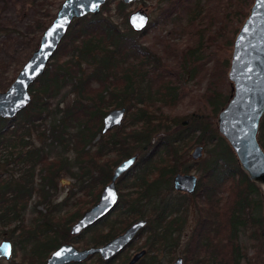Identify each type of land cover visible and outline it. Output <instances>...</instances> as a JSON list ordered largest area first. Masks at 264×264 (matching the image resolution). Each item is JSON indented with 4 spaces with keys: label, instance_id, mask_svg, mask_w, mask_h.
I'll list each match as a JSON object with an SVG mask.
<instances>
[{
    "label": "trees",
    "instance_id": "trees-1",
    "mask_svg": "<svg viewBox=\"0 0 264 264\" xmlns=\"http://www.w3.org/2000/svg\"><path fill=\"white\" fill-rule=\"evenodd\" d=\"M165 1L167 5L160 14L163 26L180 23L184 14L188 25L196 30L195 44L181 50L177 62L170 64L141 41L149 29L160 28L159 22H150L144 31L136 32L128 23L129 4L108 0L98 14L72 23L45 73L31 85L30 104L13 119L0 117V236L10 229L11 237L18 233L24 248L29 246L21 261L12 259L9 264H46L50 254L66 243L86 241L85 248L104 245L140 219H146L147 225L138 236L149 233V250L137 263L158 264L157 255L151 252L161 249L172 255L177 250L190 198L199 220L185 249L184 264H251L249 249L259 246L263 250L264 193L241 168L217 122L234 90L227 94L218 91L217 81L208 87L202 101L209 107V114L173 116L160 107L175 105L186 94L185 77L199 74L197 65L205 56L214 60L216 76L227 73L230 58L225 48L231 49L235 43L254 1L219 0L222 19L207 35L201 32L206 27L199 22L205 18L201 16L205 0ZM50 17L39 21L40 31L55 18L54 14ZM33 40L39 45V35ZM68 88L76 97L70 105L61 107L55 101ZM114 108L134 114L136 127L132 126L130 132L124 130L125 125L116 127V132L101 143L106 136L104 117ZM32 137L49 141L48 147H62L63 154L51 157L45 145H36ZM258 139L264 148V115ZM196 143L202 144L210 156L205 171L198 177L194 192L177 191L174 177L191 171L189 150ZM103 149L118 150L122 159L133 155L138 159L118 179L120 199L114 210L74 236L71 226L87 209L77 208L68 217V211L62 217L57 212L62 205L81 203L82 191L92 198L87 201L90 205L99 201L102 187L111 181L113 166L108 159L103 160ZM64 174L78 181L80 189L72 188L70 196L55 203ZM131 177L132 188L123 193L122 185ZM224 186L230 193L220 196L218 191ZM174 190L182 195L167 197ZM232 193L236 201L229 204L222 219L223 198L228 201ZM33 201V216L28 223ZM118 210L125 217L109 221ZM88 232L90 237L85 239ZM220 235L226 237V243L218 240ZM97 256L96 263L107 264Z\"/></svg>",
    "mask_w": 264,
    "mask_h": 264
},
{
    "label": "water",
    "instance_id": "water-1",
    "mask_svg": "<svg viewBox=\"0 0 264 264\" xmlns=\"http://www.w3.org/2000/svg\"><path fill=\"white\" fill-rule=\"evenodd\" d=\"M107 1L64 0L55 18L43 31L39 46L10 87L0 92V117L13 119L30 104L31 85L45 73L72 23L87 15L98 14ZM122 1L131 4L138 0ZM128 23L134 31L142 32L149 26L150 16L146 11L138 9L129 15ZM53 29L54 35L49 36L48 33ZM229 77L235 89L232 99L218 115L219 130L236 152L241 168L252 181L264 186V149L258 140L259 127L264 115V0L254 1L236 36ZM125 113V108L110 110L104 117L103 133L120 126ZM203 154L201 145L192 151V157L196 160ZM137 159V155L130 156L114 169L111 181L105 185L99 201L72 225V234L81 233L114 210L120 199L118 179L136 163ZM197 183L198 177L195 174L178 173L174 177V187L178 191L192 193L196 190ZM146 225L147 220L140 219L127 227L123 233L98 247L78 249L73 243L63 244L50 255L46 264L80 262L95 253H100L106 260L110 259L130 244ZM5 245L10 251L4 254L0 250V258L10 259L13 254L12 242L5 240L0 243V246ZM145 254V249L138 252L127 264H135ZM172 264H184V260L180 257Z\"/></svg>",
    "mask_w": 264,
    "mask_h": 264
},
{
    "label": "rangeland",
    "instance_id": "rangeland-1",
    "mask_svg": "<svg viewBox=\"0 0 264 264\" xmlns=\"http://www.w3.org/2000/svg\"><path fill=\"white\" fill-rule=\"evenodd\" d=\"M63 2L64 0H0V92L6 91L10 87L12 82L16 79V77L22 70L24 64L28 61V59L32 56L33 52L38 47V45L35 44L36 40L32 41V39L36 37V35H39V40H40V37L43 34L44 30L40 31V28L38 26L39 21L40 23H42L48 20L49 18L51 19L52 17H50V14L51 16L52 14H54L55 16ZM218 2L219 0H211L210 3H208L207 0H205L204 2L205 5L204 4L202 5L203 13L201 16H204L205 18H203L202 20L200 18L199 22L201 24V27L204 26L206 28L204 29V32L202 28L200 30L202 33H205L206 35L209 32L212 33V31H214L216 28L217 20L222 19ZM166 5L167 3L165 0H138L129 4L127 9L129 15L138 9H142L146 11L150 16V22H156V21L159 22L158 25L160 28L153 27L149 29L148 33L142 37L141 41L145 43L148 47H151L157 52H159L163 57L166 58L165 60L167 62H169L170 64H174L175 62H177V58H178V56L176 55H180L181 50L186 49L189 45L195 44L196 36L194 35V31L196 32V30L194 26L188 25L186 20L187 18H185L184 14L182 15L184 18L180 23H170L163 26V23H161V21L163 22V19L160 17V14ZM208 13H210V15L213 16H208L207 15ZM208 18H210L211 20L209 21ZM118 21L120 22V19H118ZM168 43L170 45H168ZM166 46H170V47L168 48ZM172 49H174V51ZM225 49H226L225 55L228 56V58H230V66L227 69V73L225 75L217 74L216 76L215 72L213 71L214 60H212L211 56H205L204 60H202L197 65L199 74H196L194 78L190 77V74L186 75L185 81L183 82V84L187 88V91L185 92L186 94L175 105L160 106L161 110L164 113H168L173 116H185L192 114L194 112L209 114L211 112L209 110V107L208 106L204 107L203 106L204 101H202L203 94L205 93L208 87L214 86V83L217 81L218 91L220 92L227 94L232 89L233 90L235 89L234 83L229 77L234 44L232 45L231 49L230 48H225ZM69 89L70 88L63 90L61 95L55 101L56 103H60L61 107H66L70 105L73 99L76 97L74 93L68 91ZM133 115L134 114H128L127 111L125 113V117L121 125H125L124 130L126 132H130L131 127L135 125ZM115 129L116 127L105 132L103 135L106 136L105 138L101 139L100 142L102 143L103 141H107L109 137H111L112 133L116 132ZM32 140L36 143V145L40 146L39 139H36V137H32ZM198 145H201L203 147L204 154L200 159L196 160L193 159L192 157V151ZM45 150L47 152H51L52 155L51 157L53 158L63 154L64 152L62 147L59 146L48 147ZM102 154L105 155L103 160L108 159L107 160L108 163L113 165L111 171V174L113 175L114 169L122 161H124V159H122V155L116 149L113 150L103 149ZM189 157L190 159L188 163L192 165L189 174H195L200 178L205 171L206 162L210 158V156L206 152V148L202 144H198V143L194 144L193 147H191V149L189 150ZM103 160L100 159V162H102ZM0 172H1V168H0ZM132 182H133L132 177L127 178L124 184L122 185L123 189H121V191L123 193H129L130 192L129 189L132 188ZM256 184L261 187L264 193V186L259 183ZM72 188H74L76 191L80 189L79 182L75 181V179L70 174H64L63 177L61 178L59 188L57 190L59 192L55 199V203H60L64 201L65 198L70 196ZM102 188L104 189V187ZM218 192L220 196H225L226 194L228 195V192L230 193V191H226L225 186L222 187ZM79 195L80 193L77 194V198L79 197ZM181 195H182L181 192H177L174 190V192H169L167 194V197L179 198ZM80 197H81L80 198L81 203L77 205H75V203L71 204V200H72L71 199L70 200L71 206L68 207L62 205V207L59 209L60 211H58L57 214H60L61 215L60 217H62L64 216L62 214L68 211V213L65 215V217H68L69 215H71L70 213L77 211V208H81L82 211H85L86 209L87 210L90 209V206L92 205H90V202L87 203V201L92 200V198H87L85 196L84 191H82ZM223 199H224L223 200L224 208L221 209H223L224 212H222V219L225 218V212L229 204L234 203V201H236L235 195H233V193L230 196H228V201L226 197H224ZM34 203H35L34 201L31 202L28 210V215L26 217L28 223L33 216L32 208L34 206ZM187 206H188L187 222L186 225L184 226V229L181 231L179 243L177 245V250H175L172 255L165 254L164 250L161 249L151 252V254L157 255L158 264H172L178 258L180 257L184 258L183 255L185 249L189 243V240L199 220V212L192 198H190V201L188 202ZM39 208L41 209L42 206H40ZM146 212L149 213V208H146ZM118 216L123 218L125 217V214L124 213L121 214L120 210H118L111 215L109 221L117 218ZM4 231H5V235L3 234L0 236V243H2L5 240L11 241L13 245V254L10 259L0 258V264H9L12 259L21 261L22 255L25 252H28V248L26 247L29 246L26 244V247L24 248V244L21 241L22 235H19L17 233L16 236L11 237L10 229H8V232H6L7 229ZM124 231L120 233H123ZM104 232H107V230H105ZM25 236L26 234L23 235V237ZM89 237H90V232L86 233L84 236L85 239H89ZM134 239L131 241V243L134 241V244L131 245L130 247H127L131 243L128 244L125 247L127 249L123 251V253H121L120 256L118 255L119 254L118 252L114 257H112L111 258L112 263L110 264H127L135 253L140 252L144 249L145 250L148 249V245H146V242L149 240L148 232H145L143 233L142 236H139L137 239L135 237ZM218 240H222L223 241L222 243H226L227 241L226 237L222 235L219 236ZM85 242L82 241L81 243H74V245H76L79 249H83L85 248L84 247ZM226 249L227 248H225V250ZM221 255L223 256V254ZM248 255L251 256V264H264V242H263L262 251L260 250L259 246H253L252 248L249 249ZM146 259L149 260L148 256H146ZM97 260H98V256L96 254L92 255L90 259L86 261V264H92L93 262H97ZM137 264H141V262ZM243 264H245V262Z\"/></svg>",
    "mask_w": 264,
    "mask_h": 264
},
{
    "label": "flooded vegetation",
    "instance_id": "flooded-vegetation-1",
    "mask_svg": "<svg viewBox=\"0 0 264 264\" xmlns=\"http://www.w3.org/2000/svg\"><path fill=\"white\" fill-rule=\"evenodd\" d=\"M48 144H49V141H43V140H40V145H41V146H44V145H45V148H44V149L48 148V146H49ZM46 145H47V146H46ZM34 191H37V190H34ZM118 235H119V234H118ZM138 237H139V236H136V239H137ZM134 241H135V239H134ZM134 241H133L130 245H128L127 247H130L131 245H133V244H134ZM71 243H72V242H71ZM73 244H74V243H73ZM75 246H76V245H75ZM76 247H77V246H76ZM91 247H92V246H91ZM77 248H78V247H77ZM87 248H88V247H87ZM78 249H79V248H78ZM83 249H85V248H83ZM126 249H127V248H125V249H123L122 251H120L118 255L120 256V254L123 253V251H125ZM148 250H149V248L146 249V253L148 252ZM137 253H138V252H137ZM137 253H135L134 256H135ZM95 254H96V255H99V256L102 258V256L100 255V253H95ZM95 254H94V255H95ZM91 256H92V255H91ZM91 256H90V257H91ZM134 256H133V257H134ZM90 257L87 258V259H85V260H82V261H80V262H74V261H72V262H70V263H68V264L86 262L87 260L90 259ZM133 257H132V258H133ZM132 258H131V259H132ZM102 259L105 260V261H107V264L112 263V262H111V261H112L111 258H110V259H107V260L104 259V258H102ZM131 259H130V260H131ZM140 259H141V258H140ZM140 259H139V260H140ZM130 260H129V261H130ZM139 260H138V261H139ZM129 261H128V263H129ZM136 263H137V262H136ZM136 263H135V264H136ZM92 264H99V263L93 262Z\"/></svg>",
    "mask_w": 264,
    "mask_h": 264
},
{
    "label": "snow or ice",
    "instance_id": "snow-or-ice-1",
    "mask_svg": "<svg viewBox=\"0 0 264 264\" xmlns=\"http://www.w3.org/2000/svg\"><path fill=\"white\" fill-rule=\"evenodd\" d=\"M92 6L95 7V5H92ZM142 19H143V18H141V21H142ZM54 32H55V29H53V31H50V32L48 33V35H49V36H52V35H54ZM45 47H48V45H45ZM0 250H2L4 254H8L9 251H10L9 247L6 246V245H5V246H0ZM57 255H59V253H57Z\"/></svg>",
    "mask_w": 264,
    "mask_h": 264
},
{
    "label": "bare ground",
    "instance_id": "bare-ground-1",
    "mask_svg": "<svg viewBox=\"0 0 264 264\" xmlns=\"http://www.w3.org/2000/svg\"><path fill=\"white\" fill-rule=\"evenodd\" d=\"M40 43V42H39ZM39 46V45H38Z\"/></svg>",
    "mask_w": 264,
    "mask_h": 264
}]
</instances>
